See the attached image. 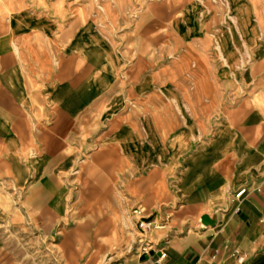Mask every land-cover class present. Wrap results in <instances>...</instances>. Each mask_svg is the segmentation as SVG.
Returning a JSON list of instances; mask_svg holds the SVG:
<instances>
[{
    "label": "rangeland",
    "instance_id": "rangeland-1",
    "mask_svg": "<svg viewBox=\"0 0 264 264\" xmlns=\"http://www.w3.org/2000/svg\"><path fill=\"white\" fill-rule=\"evenodd\" d=\"M6 2L12 16H25V33L0 31V56L4 38L29 93L41 91L43 102L30 97L9 108L0 103V264H71L66 237L73 244L72 264H140L147 253H167L173 236L199 235L210 217L203 213L214 206L198 204L197 214H181L196 204L183 198L182 161L213 153L231 182L264 138L261 129L246 134L245 119L208 117L241 100L248 107L264 105V0ZM186 4L208 30L225 37L182 42L176 23ZM82 36L91 59L110 60L112 82L106 98L91 106L86 132L59 139L52 147L60 157L53 159L50 116L57 108L44 93L67 56L81 59L71 44ZM1 78L0 63V90ZM116 90L119 99L127 94L114 110ZM207 100L217 103L201 106L202 118L187 117ZM147 120L158 144L146 131ZM11 130L31 134L24 139ZM227 196L217 207L231 208L234 198ZM102 223L107 228L97 230Z\"/></svg>",
    "mask_w": 264,
    "mask_h": 264
},
{
    "label": "crops",
    "instance_id": "crops-1",
    "mask_svg": "<svg viewBox=\"0 0 264 264\" xmlns=\"http://www.w3.org/2000/svg\"><path fill=\"white\" fill-rule=\"evenodd\" d=\"M0 1V31L13 37L24 34L25 30L21 23H25V16H12L10 13L12 4L6 0ZM184 9L186 11H183V17L176 23L178 36L182 42L225 37L222 32L214 33L208 30L203 20L197 17V9L195 10L193 5L186 4ZM235 19L236 27L239 29L242 15L237 14ZM49 29L51 31V28ZM83 33L86 32L83 31ZM242 34V37L245 35V37H250L247 32L243 31ZM71 45L72 48L76 47L81 50V59L78 53L67 56L63 68L56 74L55 79H52L54 77L52 75V80L47 84L44 93L48 97L47 101L57 108L55 115L50 116L51 119L55 118L50 126L51 135L49 137L53 159L60 157L58 149L54 150L53 145H57L60 140L63 141L70 136L82 135L86 132L90 124L91 106H94L98 98H106L113 77L108 58L105 62L103 60V63L100 58L91 59V50L84 36L81 42ZM14 46L17 48V44ZM217 49L221 54L226 53L222 47H217ZM217 49L213 48L214 55L217 54ZM200 52L201 50L199 52L194 50L193 54H202ZM0 63L2 66L1 104L7 103L6 107L9 108L11 103L26 102L30 97L43 102L41 91L29 93L28 85L24 84L21 78L19 61L9 52L8 42L4 38ZM101 66L104 71L98 69ZM142 87L148 89L150 84L145 82ZM116 93L117 90L111 100L113 108H118V103L124 102L122 96L127 94L122 91L121 94L124 95L119 99ZM200 103V107L195 105V109L187 117L202 118L201 110L199 111L201 106L208 105L213 108L212 105L217 102L207 100L200 101ZM262 103L264 104V101ZM246 104V100H241L236 106L226 105L220 115L215 108L211 110L208 117L245 119L247 121L242 130H246V134L250 137L260 132V129L264 133V130L260 128L262 124L264 125V105L248 107ZM17 117L24 118L25 116L18 115ZM146 126L147 133L152 136L154 143L158 144L150 121L147 120ZM209 130H217V128L211 127ZM10 133L21 135L24 139L31 134L28 130H11ZM214 145V148L208 149L211 153L217 149L218 145ZM212 154L209 157L199 156L182 161L185 168L184 176H181V190L185 193L183 198L194 200L196 204L192 205L194 207L181 208V214H197L198 204L206 205L208 208L211 202L214 206L213 211L203 213L210 217L205 219V223L199 230L200 234L173 236L165 243L164 248L167 249V253L163 249L147 253L148 255L143 256L139 261L140 264H264V138L257 144L256 151H251L247 159L239 165L237 176L231 182H227L223 171L217 169L218 160ZM226 163L228 165L227 160ZM249 173L250 177L247 176ZM243 187L247 189L246 195L238 202L233 199L234 204L231 208L217 207L218 204H222L224 198L228 197L227 195L234 198L235 192ZM27 202L33 203V197L27 196ZM107 226V223H102L97 230H105ZM64 243L72 264L75 262L73 244L68 237L65 238ZM161 251L166 254L164 258H161ZM65 262L69 264L68 261Z\"/></svg>",
    "mask_w": 264,
    "mask_h": 264
},
{
    "label": "built area",
    "instance_id": "built-area-1",
    "mask_svg": "<svg viewBox=\"0 0 264 264\" xmlns=\"http://www.w3.org/2000/svg\"><path fill=\"white\" fill-rule=\"evenodd\" d=\"M246 193H247V189L246 188H244V187L240 188L237 192H235L234 200L237 201V202L240 201L246 195ZM135 213L138 214V215L141 214V212L139 210L135 211ZM144 224H145L144 222H141L140 225H139L140 228H143ZM160 253H161V258H164L166 256V254L163 253L162 251Z\"/></svg>",
    "mask_w": 264,
    "mask_h": 264
}]
</instances>
